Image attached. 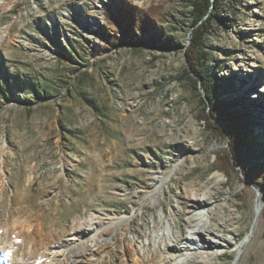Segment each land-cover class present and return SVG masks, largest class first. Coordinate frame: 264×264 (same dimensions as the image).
Here are the masks:
<instances>
[{
  "label": "rangeland",
  "instance_id": "rangeland-1",
  "mask_svg": "<svg viewBox=\"0 0 264 264\" xmlns=\"http://www.w3.org/2000/svg\"><path fill=\"white\" fill-rule=\"evenodd\" d=\"M126 1L149 11L144 33L124 34L112 0H0V243L34 264L77 229L86 243L90 219L78 264H176L151 244L169 224L181 239L185 196L206 191V227L229 241L211 264H264V173H245L264 167V0H219L197 74L186 0ZM210 104L244 142L207 130Z\"/></svg>",
  "mask_w": 264,
  "mask_h": 264
},
{
  "label": "bare ground",
  "instance_id": "bare-ground-1",
  "mask_svg": "<svg viewBox=\"0 0 264 264\" xmlns=\"http://www.w3.org/2000/svg\"><path fill=\"white\" fill-rule=\"evenodd\" d=\"M260 111H264V110L261 109ZM217 180L219 181L220 179L218 178ZM185 197L187 198L186 200L188 203L186 205V211L184 213L187 216H191L190 218L189 217L183 218V221L186 224L187 233L180 239V237H177L174 234L173 228L169 224L168 226L165 227L161 235L158 234L154 238L151 244L153 248L152 254L158 255L159 253H163L171 249L174 254L170 256L171 260H173L179 252L181 251L185 252V255L182 256L180 261H178L176 264H187L194 256L197 257L198 262L201 264H211L210 261L211 258L214 257L217 258L219 254L224 252L223 250L226 248L224 245L228 246L229 243L228 240L223 239L221 237L219 238V236H216L213 231H209V228L206 227V222L207 221L211 222V214L216 208L215 203L214 201H212V198L208 197L206 191L203 193H198L196 191H193V193H189ZM262 209H263V204L260 202V198L258 197L254 208L255 220L259 217ZM86 221L88 225L84 229L80 228L82 231L85 230L88 233L92 234L91 238H87L86 243L84 241H82V243L79 242L81 236L78 237V229H77L76 230L77 237L75 239L70 240L65 245H58L57 247L54 248L50 247L49 250H54L53 254L49 253L50 254L49 255L45 252L40 255H37L35 263L34 262L32 263L78 264L79 262H81L80 259L83 258V256L87 253L88 250L87 246H89L88 243L92 241V238L98 232L96 228V224L93 225L90 219H86ZM123 221L125 220L121 219L117 222V224L122 223ZM215 238L217 240H215ZM179 242L181 243L179 244ZM200 242H203L204 244L201 245ZM84 243L86 245H84ZM214 248L216 249L222 248V249H217L219 251H214ZM143 251L146 252L147 249L145 248ZM11 256L12 254L6 251L5 248L2 246V244L0 243V264L30 263L29 262L30 256L28 254L24 255L21 261H19V259L15 260Z\"/></svg>",
  "mask_w": 264,
  "mask_h": 264
},
{
  "label": "trees",
  "instance_id": "trees-1",
  "mask_svg": "<svg viewBox=\"0 0 264 264\" xmlns=\"http://www.w3.org/2000/svg\"><path fill=\"white\" fill-rule=\"evenodd\" d=\"M112 2H114L113 14L118 18L119 27L125 31L124 34L126 36H130V33H134V31L144 33V31L148 30L151 19L149 11L137 8L126 0H112ZM186 3L189 8V20L192 29L189 37V45L185 48L184 55L192 73L197 74L198 63L201 55H203L202 52L205 47V38L208 34L209 26L212 19L218 21L220 17L219 14L215 13L217 12L219 0H186ZM214 6H216V10L212 12ZM154 31L156 35L165 37V42L161 48L169 51L177 49L178 45H172L173 39L169 34L166 36L165 30L157 28ZM192 84L194 92L197 93L195 80H193ZM202 103L204 106L205 101L203 100ZM89 104L93 109H98L93 102H89ZM200 118L203 124L206 125L207 130H214L220 134L227 132V138L231 141L244 142L246 140V125L236 112L227 111L226 108L220 105L210 104L207 108L203 109ZM233 158L234 156L232 157L229 154L225 155V161L227 163L232 164ZM262 172L264 173V167L260 165L258 167H250L245 173L252 178L258 175L260 176Z\"/></svg>",
  "mask_w": 264,
  "mask_h": 264
}]
</instances>
